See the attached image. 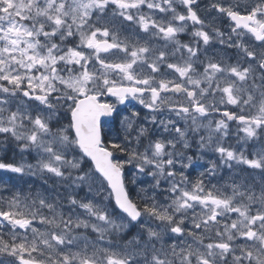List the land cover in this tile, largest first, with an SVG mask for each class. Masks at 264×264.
Here are the masks:
<instances>
[{
	"label": "snow or ice",
	"instance_id": "1",
	"mask_svg": "<svg viewBox=\"0 0 264 264\" xmlns=\"http://www.w3.org/2000/svg\"><path fill=\"white\" fill-rule=\"evenodd\" d=\"M0 264H264V0H0Z\"/></svg>",
	"mask_w": 264,
	"mask_h": 264
},
{
	"label": "rangeland",
	"instance_id": "2",
	"mask_svg": "<svg viewBox=\"0 0 264 264\" xmlns=\"http://www.w3.org/2000/svg\"><path fill=\"white\" fill-rule=\"evenodd\" d=\"M10 158H11V154H10V156H9ZM208 158H214V157H212V156H209ZM16 159H19V156H17L16 157ZM25 159L28 161V162H34V161H32L30 158H28L27 156L25 157ZM198 165H199V167L197 168V169H194L193 170V175H195L196 174V171H199V170H202L203 169V166H204V161H199L198 162ZM226 174V173H225ZM36 183H37V186H39V181L37 180L36 181Z\"/></svg>",
	"mask_w": 264,
	"mask_h": 264
},
{
	"label": "trees",
	"instance_id": "3",
	"mask_svg": "<svg viewBox=\"0 0 264 264\" xmlns=\"http://www.w3.org/2000/svg\"><path fill=\"white\" fill-rule=\"evenodd\" d=\"M11 153H9V156H10Z\"/></svg>",
	"mask_w": 264,
	"mask_h": 264
}]
</instances>
